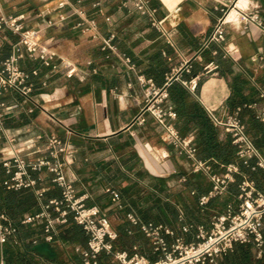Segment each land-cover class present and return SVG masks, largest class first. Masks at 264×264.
Returning <instances> with one entry per match:
<instances>
[{
    "label": "crops",
    "instance_id": "0c3cea01",
    "mask_svg": "<svg viewBox=\"0 0 264 264\" xmlns=\"http://www.w3.org/2000/svg\"><path fill=\"white\" fill-rule=\"evenodd\" d=\"M147 1L158 10L157 18L165 20L166 34L137 12L130 0H2L6 16L21 17L25 28L42 32L41 42L56 55V61L52 68L44 67L18 45V36L0 30V69L11 56H20L17 65L31 75L33 85L29 102L13 90L5 92L6 104L16 106L4 119L6 134L15 143L10 144L1 134L0 151H14L30 165L42 160L55 162L48 146L52 138L60 140L66 147V152L59 154L63 172L78 196L88 195L87 204L98 205L109 217L118 234L112 242L114 250L130 255L138 252L156 262L160 255L154 253L142 225L165 226L171 232L164 234L169 246L178 239L195 243L198 227L210 230L215 216L224 214L229 205H238L240 191L234 180L225 197L201 206L200 199L210 191L211 183L202 175L190 174V162L163 142L162 128L154 118L145 115L143 125L135 123L148 88L141 80L166 90V107L174 115L169 121L182 137L192 139L198 150L201 122L213 123L212 118L237 116L256 140H264L255 125L258 122L264 127L258 120L264 111L263 62L254 61L264 56V34L255 26L240 30L228 25L224 43L206 45L224 11L236 0ZM61 3L66 4L62 9ZM238 6L259 10L264 17V0H239ZM80 12L96 20L99 40L75 29L81 21ZM104 40H111L113 50L103 48ZM211 62L218 69L206 75L204 68ZM67 65L77 69L72 78L66 76ZM194 77L200 78V84L192 93L184 83ZM213 127L222 134L221 139L227 134L214 123ZM262 153L264 157V149ZM235 161L238 166L243 163L238 158ZM212 165L222 171L221 165ZM53 177L46 169L29 172L26 179L37 181L30 189L36 204L21 213V223L39 212L42 203L61 198ZM183 177L186 181L180 182ZM10 183V176L0 167V185L9 189ZM109 188L119 193L121 208L105 193ZM257 188L263 190L264 181ZM40 189H45L41 201L36 196ZM129 216H134L138 225ZM71 226H57L55 242L40 240L43 243L37 250L28 252L18 245L15 263L83 264L76 249H85L88 237L84 233L83 244L66 242L63 232ZM261 251L264 253V245ZM246 257L240 252L229 264L235 260L245 264L249 258L262 262L255 245ZM100 261L119 264L107 254H102Z\"/></svg>",
    "mask_w": 264,
    "mask_h": 264
},
{
    "label": "built area",
    "instance_id": "2783aa9c",
    "mask_svg": "<svg viewBox=\"0 0 264 264\" xmlns=\"http://www.w3.org/2000/svg\"><path fill=\"white\" fill-rule=\"evenodd\" d=\"M134 8L143 16H147L151 25L159 32L166 34L164 29L165 20L157 18L158 10L152 8L147 0H130ZM238 1L225 10L219 19L214 32L206 40L209 43H224L226 41V26L234 25L240 30H247L250 26L259 28L264 34V17L259 10L249 11L238 6ZM61 3L59 8L65 7ZM178 12V10H176ZM81 21L76 24L75 29L92 40H99L98 25L95 19L88 18L84 13H77ZM65 20L64 17L60 18ZM0 30H8L19 37L18 45L23 47L29 56L39 60L46 68H52L56 55L41 42L42 32L37 29H28L22 23L21 17L6 16L2 9L0 0ZM111 40H104V49L113 50ZM170 43V41H169ZM230 54L229 51H226ZM20 56L13 55L3 62L0 69V136L6 135L10 144L15 143V139L6 134L4 119L11 114L15 105H7L3 100L5 92L13 90L21 95L26 102L31 99L33 85L31 75L23 71L17 62ZM129 62L128 59H126ZM255 62H263L261 68L264 70V56L254 59ZM67 67V78H72L77 73V69L72 66ZM218 66L211 62L204 68L205 74L215 72ZM189 72V70H187ZM141 84L148 86L146 89V99L141 115L135 123L143 125L146 122L145 115H150L162 128V140L169 144L179 156L186 158L191 165L190 174L202 175L210 183V191L201 197V206H206L211 200L223 198L228 194L230 184L235 180V175L240 172L236 163L221 165L219 172L211 163L199 158V150L192 139L184 138L179 131L169 121L173 118L171 108L166 107L168 98L166 90H158L153 87L151 81L141 80ZM200 84V78L194 77L184 85L195 93ZM264 97V93L262 94ZM258 120L264 123V111L258 116ZM216 127L223 128L230 135L232 144L236 147V156L244 164H249L251 160H256L253 169H260L264 172V157L249 139L244 124L237 116H229L226 120L212 118ZM48 149L55 162L42 160L34 165H30L25 159L14 151H0V162L10 176L9 189L21 190L35 188L37 181L26 179L30 171H42L46 169L52 174V182L61 190V198L52 199L41 204V210L27 216L22 225L37 229L41 227V239L37 236L32 239L34 245L40 240L46 243H54L57 234V226H67L72 218L73 222L80 226L88 237L85 249L77 248L81 254L83 264H102L100 256L107 254L117 260L119 264H220V261L231 252L236 245L254 244L259 249V257L263 258L261 251L264 245V189L259 190L253 180L244 178L239 185V203L236 206L229 205L226 212L213 218L210 230L203 226L198 227L197 241L186 243L183 239H178L175 244L169 246L164 238V234L171 232L163 225L153 223L141 226L142 232L150 240L155 254L160 255L156 262L149 261L138 252L130 255L127 252H116L112 245L118 237L113 230L109 217L98 205H88V195L78 196L73 184L69 182L63 172V163L59 160V154L66 152V147L56 138L49 142ZM186 178H181L180 182H185ZM105 193L110 196L111 202L121 208V197L113 189H106ZM45 189L36 191V196L41 201L44 197ZM129 220L138 225L134 216H129ZM44 222V223H43ZM187 232L188 228L185 227ZM17 228L9 221L5 214L0 213V264H8L5 260V247L12 241L17 245ZM136 250V249H135Z\"/></svg>",
    "mask_w": 264,
    "mask_h": 264
},
{
    "label": "trees",
    "instance_id": "16d2710c",
    "mask_svg": "<svg viewBox=\"0 0 264 264\" xmlns=\"http://www.w3.org/2000/svg\"><path fill=\"white\" fill-rule=\"evenodd\" d=\"M256 127L260 130L264 137V127L260 126L258 122H256ZM247 135L251 138V141L255 144V146L262 153L264 149V140H256L255 136L252 133H249L246 129ZM221 133L218 129L213 127V123L202 121L201 122V134H200V152L198 154L199 158L203 161H211L210 163L219 166V165H228L231 163H235L237 156L236 147L232 144V139L229 134H226L221 139ZM251 160L249 164L240 163L239 168L240 172L235 175V180L237 185L242 182L243 176L247 177L250 180H253L257 185H260L264 181V172L262 173L260 169H253L255 163ZM2 168V165H0ZM229 191V190H228ZM36 204L35 196L32 190L28 189L24 190H9L5 186L2 187L0 185V213H5L9 219L11 220L13 226L17 228L16 240L18 242L17 245H14L12 241L6 246L8 249H16L18 245H23L26 251H34L37 250V246L39 243H43L39 241L37 245H34L32 242L33 237L41 234V227L39 226L36 230L31 228L30 226L22 225L20 222V215L25 209H30ZM72 225L71 228L66 229L63 232V238L68 243H80L83 244L85 242L84 231L83 229L76 225L72 218H70V222L67 226ZM66 227V226H59ZM264 234V230H263ZM63 239V240H64ZM88 241V240H87ZM254 244L245 245H236L234 247L233 252L229 255L225 256L220 264H229L230 259L233 257H237L238 253L243 252L248 259V256L251 253V247ZM12 251V250H11ZM81 255V254H80ZM264 256V253H263ZM6 261L8 264H16L14 261V255L8 250L6 252ZM82 258V257H81ZM262 262H253L249 258L248 262L245 264H262L264 261V257L261 259ZM83 263V261H82ZM235 264H239V261L235 260Z\"/></svg>",
    "mask_w": 264,
    "mask_h": 264
},
{
    "label": "rangeland",
    "instance_id": "374dc122",
    "mask_svg": "<svg viewBox=\"0 0 264 264\" xmlns=\"http://www.w3.org/2000/svg\"><path fill=\"white\" fill-rule=\"evenodd\" d=\"M8 250H12V251H10V252L12 253V255L15 254L13 249H8V247H7V248L5 247V249H4V251H5V255H6V252H7ZM14 256H15V255H14Z\"/></svg>",
    "mask_w": 264,
    "mask_h": 264
}]
</instances>
